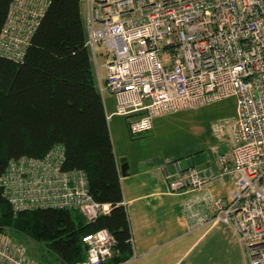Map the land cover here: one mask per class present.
Listing matches in <instances>:
<instances>
[{"label": "built area", "instance_id": "1", "mask_svg": "<svg viewBox=\"0 0 264 264\" xmlns=\"http://www.w3.org/2000/svg\"><path fill=\"white\" fill-rule=\"evenodd\" d=\"M86 46L101 95L109 92L114 114L127 131L148 133L155 118L234 97L230 149L213 167L171 162L169 193L202 190L228 177L225 198H203L212 213L205 223L228 225L243 247L245 264H264V0H84ZM42 0H14L0 32V59L20 61L43 17ZM96 46L105 48L97 62ZM106 71L101 81L100 69ZM59 148L43 159L11 161L0 179L14 211L64 209L86 223L110 212L93 200L80 171H63ZM85 258L104 264L114 237L101 229L82 238ZM0 264H39L26 248L0 234Z\"/></svg>", "mask_w": 264, "mask_h": 264}, {"label": "trees", "instance_id": "2", "mask_svg": "<svg viewBox=\"0 0 264 264\" xmlns=\"http://www.w3.org/2000/svg\"><path fill=\"white\" fill-rule=\"evenodd\" d=\"M14 0H0V32ZM43 17L20 61L0 59V179L11 161L43 159L59 148L63 171H80L88 192L110 212L86 223L77 211H14L0 184V234L46 246L62 264L85 258L82 238L106 229L115 239L104 264L132 255L119 172L102 95L86 46L81 0H42Z\"/></svg>", "mask_w": 264, "mask_h": 264}, {"label": "crops", "instance_id": "3", "mask_svg": "<svg viewBox=\"0 0 264 264\" xmlns=\"http://www.w3.org/2000/svg\"><path fill=\"white\" fill-rule=\"evenodd\" d=\"M81 1L84 4V0ZM80 13L85 25L86 10L84 19L81 8ZM105 78L106 75L100 76L101 81ZM110 96L113 103L110 113L103 100L107 122L110 117H118L126 124L124 117L114 114L115 102ZM109 130L114 142L110 126ZM147 134L150 141L158 140V145L154 146L157 152L131 160L122 159V155L114 151L133 251L132 257L121 264H245L243 247L228 225L208 222L198 226L196 223L198 218L211 219L213 215L203 198L206 195L227 197L233 188L230 178L216 180L202 190L169 193L163 168L172 172V166L161 156V117L153 119ZM121 164L127 165L124 175L120 172ZM201 164L200 157L182 163L184 167L203 168ZM208 166L215 170V161ZM51 261L46 264H62L55 258Z\"/></svg>", "mask_w": 264, "mask_h": 264}, {"label": "rangeland", "instance_id": "4", "mask_svg": "<svg viewBox=\"0 0 264 264\" xmlns=\"http://www.w3.org/2000/svg\"><path fill=\"white\" fill-rule=\"evenodd\" d=\"M80 7L84 19L82 1ZM95 50L100 65L105 61V48L96 46ZM99 72L102 77L106 75L103 68ZM103 97L107 112L110 113L113 109L112 97L108 92H105ZM235 118L234 97L161 117V156L166 157L167 161L181 163L193 157H200L203 163L201 167L211 165L216 155L224 154L230 149V128ZM108 125L114 139L113 142L110 134L113 150L118 153L117 155H122V159L139 160L157 152L154 146L158 145V140L150 141L147 133L137 137L131 136L123 118L110 117ZM12 239L15 243L22 244L28 257L39 264H46L55 258L42 243L16 235H13Z\"/></svg>", "mask_w": 264, "mask_h": 264}, {"label": "water", "instance_id": "5", "mask_svg": "<svg viewBox=\"0 0 264 264\" xmlns=\"http://www.w3.org/2000/svg\"><path fill=\"white\" fill-rule=\"evenodd\" d=\"M126 169H127V165L126 164H121V166H120L121 175H124L125 174V170Z\"/></svg>", "mask_w": 264, "mask_h": 264}]
</instances>
